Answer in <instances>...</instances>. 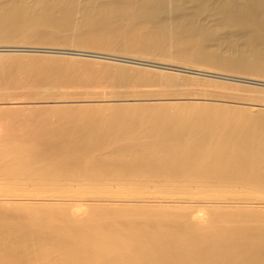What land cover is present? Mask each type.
Here are the masks:
<instances>
[{"label": "bare ground", "instance_id": "6f19581e", "mask_svg": "<svg viewBox=\"0 0 264 264\" xmlns=\"http://www.w3.org/2000/svg\"><path fill=\"white\" fill-rule=\"evenodd\" d=\"M212 20L213 28L247 29L264 39V0H0V42L37 38L137 53L174 49L201 67L264 72L262 53L226 57L207 49L204 34ZM2 60L0 74L11 81L22 71L31 78L47 74L52 84L75 74L66 64L41 67L17 59L7 67ZM135 60L198 73L169 59ZM108 77L157 80L122 69ZM54 92L40 97L67 98ZM216 105L132 102L5 111L0 176L21 175L25 166L30 177H75L82 170L90 177L68 181H116L34 190L21 185L36 180L0 182L21 187L0 188V264H264V187H251L264 186V109ZM100 170L113 173L101 178ZM220 172L235 183L217 181ZM245 174L259 179H239ZM238 186L245 188L221 189Z\"/></svg>", "mask_w": 264, "mask_h": 264}, {"label": "rangeland", "instance_id": "374dc122", "mask_svg": "<svg viewBox=\"0 0 264 264\" xmlns=\"http://www.w3.org/2000/svg\"><path fill=\"white\" fill-rule=\"evenodd\" d=\"M77 14L78 15H75L74 18V24L76 23L77 26H79L83 21L82 20L83 17H82V13H77ZM209 24L212 27H210L211 29H209L206 32V34H204L205 35L204 39L207 49L211 50L212 52L220 53L226 57H231L232 55H245V54L254 55L256 53L258 54L262 53L264 55V39L262 37L255 38V36L252 33H250V31L247 29L234 30L232 28L219 27V26H215V28H213L214 20L210 21ZM52 29L50 28L49 30ZM49 32L53 33V31L52 32L49 31ZM48 41L49 40L44 42L42 40L39 41L37 38H33V39L31 38L30 40L21 39L11 44L0 42V59L1 60L4 59V61L6 62L4 65L5 66L7 65V67L10 66L8 64H11V62H14V60L20 59L25 64H31L32 62L43 64L41 65V67L43 66L46 67L52 64L55 65L66 64L70 67L71 70H75L74 77L71 80H60V82L56 84H52L46 81V79L48 80L47 74L43 75L41 72L39 74L37 72L33 73L34 76L32 78L34 79L36 76L38 78V79L36 78L34 81L30 77V74L28 75V73L26 72L24 73L22 71L20 72L21 73L20 75L17 74V76L14 78V80L18 78L16 79L17 81L16 80L13 81L12 78V81L14 82L13 84L9 82L8 83L5 82L7 80L10 82L12 81L10 80V78L6 76H5L6 78H4V74L3 75L0 74L1 75L0 76V136L4 135L6 131H8L5 127V117H3L5 111L19 110V111H25V113H27L30 112L29 111L30 109L33 108L40 109L43 107L47 108V106L48 107L55 106L59 108V110H61L64 109L61 107L66 108V106H75L79 104L80 105L92 104L94 106L96 104L97 105L118 104V103L132 104V102H141L146 104L147 103L161 104V103H175L178 101L180 102L194 101L198 103L209 102V103H213L214 105L219 104L230 108L232 107L243 108V109L251 108L255 111L264 109V84H261L259 82L255 83L252 82V80L251 81L249 80V79L264 80V72H260V73L255 72L254 70L249 69L248 68L249 66H246L245 69L232 67L227 71V70H220L216 68L214 65H210L207 63H204V65H202L201 67V65H197L196 63L192 62L187 58L177 56V54H175L174 49L173 50L171 49L169 53H161L160 51L153 53V52H148L146 50L145 52L137 53L132 49L113 50L112 48L105 45L102 46L95 44L78 45L76 43L72 44V42L71 43L64 41L61 42V40H59L60 42L58 41L59 43L57 42L48 43ZM7 45H11L13 47H9ZM120 56L126 57L127 58L126 60L129 61L118 60L117 58H122ZM134 58L137 59V61H141V60H142L141 62L144 61L143 63L148 61H154L158 63L161 60L160 62L162 63L170 64L171 62L169 61L167 62V60L166 62L164 60L162 61V59H169L170 61H173L171 63L173 65L187 67V68H195L196 70L198 69V73L197 71L189 72V71H181L174 68L168 69L159 66L155 67L149 64H139L137 62L136 63L132 62V61H136ZM53 69L55 72L58 70L56 68ZM121 69L126 71L130 75L132 74L133 76L136 74H143V75L153 76L157 80L152 82L146 81L144 83V82L122 81V80L116 81L108 77L114 75L117 71ZM207 71H211V72H207ZM218 72L219 74L222 72L223 74L225 73L230 76L227 75L224 76L225 74L223 76L214 74ZM108 73L111 74L107 75ZM33 74H31V76ZM40 74L43 75L44 79H41L43 77L39 76ZM1 77L4 79L2 80ZM174 77L178 78V80L174 81L173 83L168 82L169 79ZM30 78L31 80L29 81H31L32 84L27 81V79ZM47 85H49V87H51L52 90ZM52 87L56 92L53 91ZM30 90H32L33 92ZM35 91L37 92L39 97H37V94L35 95L34 93ZM48 91H51L52 93ZM53 92L55 96L59 93V95L61 94L63 96L66 95L67 98L57 97V99H53V98L51 99V98L40 97V94L43 96H47V95H53ZM32 94H34L35 98L33 97ZM99 157H101V155ZM103 157H106V155L102 156V158ZM19 162H17L16 164H18ZM2 166L3 164L2 165L0 164V171ZM23 168L26 171V173H24V170L22 169L23 172L21 171V175H19L20 171L18 173L17 172L14 173L16 175V176L14 175L15 177L9 175L8 176L6 175V177L0 176V182L3 183H6L7 181L21 182L22 180L24 182H27V180L28 182L34 180L35 182L36 180L38 183L35 184L26 183V185H21L22 188L26 187L28 189L32 188L34 190L35 187H44L50 189L53 188V185L64 186V184L66 185V184L92 183V182L106 183L111 180L112 182L116 181L114 179L109 180V178L102 180H99V178L98 180L97 179L94 180L95 179L94 178L93 180L82 179V180H78V182L76 181L74 182L70 179V178H77L78 176L90 177L91 174L89 175V173L91 172L87 173L84 171L82 173L80 172L82 170L76 171L77 173L75 172L76 174H74L76 175L75 177L71 176L70 174H65V176L64 175L58 176V174L57 175L35 174V176L32 175L30 177V175H28L29 172H27L29 170H26L25 166ZM108 171L105 172L113 173ZM93 172L94 171H92V174ZM105 172H101L100 170V173L97 172V174L99 177L102 178V176L103 177L104 175L106 176ZM17 175L19 176L17 177ZM216 175H220L217 176L218 177L217 181L219 182H223L226 184H233L236 181V179L228 178L227 176L222 175L221 172L217 173ZM68 176L70 177L69 181H68ZM64 178H66L67 180L66 179L64 180ZM239 179L257 182L259 178L254 175L245 174L244 176H242V178ZM41 180L45 182L39 183ZM46 181L49 182L46 183ZM7 185H5L6 187L3 186L1 187L0 185V188L3 190L7 188L8 189L21 188V187H16L17 185L15 184H10L11 186L10 185L7 186ZM240 187L239 186L235 188L228 187L221 189L235 190V189L245 188V187L242 188ZM251 187L262 188L264 186L251 185Z\"/></svg>", "mask_w": 264, "mask_h": 264}]
</instances>
